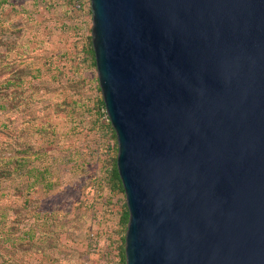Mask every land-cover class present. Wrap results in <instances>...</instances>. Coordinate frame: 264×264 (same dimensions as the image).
Wrapping results in <instances>:
<instances>
[{
	"label": "water",
	"instance_id": "water-1",
	"mask_svg": "<svg viewBox=\"0 0 264 264\" xmlns=\"http://www.w3.org/2000/svg\"><path fill=\"white\" fill-rule=\"evenodd\" d=\"M125 264H264V0H90Z\"/></svg>",
	"mask_w": 264,
	"mask_h": 264
},
{
	"label": "rangeland",
	"instance_id": "rangeland-1",
	"mask_svg": "<svg viewBox=\"0 0 264 264\" xmlns=\"http://www.w3.org/2000/svg\"><path fill=\"white\" fill-rule=\"evenodd\" d=\"M92 27L89 1L78 12L71 0H0V167L13 170L0 181V264H125ZM37 171L55 188L24 193Z\"/></svg>",
	"mask_w": 264,
	"mask_h": 264
},
{
	"label": "trees",
	"instance_id": "trees-1",
	"mask_svg": "<svg viewBox=\"0 0 264 264\" xmlns=\"http://www.w3.org/2000/svg\"><path fill=\"white\" fill-rule=\"evenodd\" d=\"M72 2V5L74 6V0H71ZM90 53L92 55H94V52H93V49L90 50ZM104 106V105H103ZM13 171V170H12ZM10 170L9 167L7 168H2L0 167V181L1 180H6V181H10L11 178L13 177V172ZM38 173L36 175H34V177L37 179V182L36 183H31L28 187H24L22 190L24 193L26 194H30L31 193V190H33V186L35 184H39V185H43L44 186V189L47 191V192H50L51 190H53L55 188V185L50 182L49 180L47 181V178H46V172H42V171H37ZM32 173L31 172H28V174L30 175ZM115 177L116 179L118 180V182L120 183V189L122 192L123 191V187L121 185V182H120V179H119V176L117 174V168H116V171H115ZM128 219H129V215H128V212L126 213V222H128ZM123 259L125 261V256H124V253H123Z\"/></svg>",
	"mask_w": 264,
	"mask_h": 264
},
{
	"label": "built area",
	"instance_id": "built-area-1",
	"mask_svg": "<svg viewBox=\"0 0 264 264\" xmlns=\"http://www.w3.org/2000/svg\"><path fill=\"white\" fill-rule=\"evenodd\" d=\"M88 1L90 2V0H74V9L78 12H83Z\"/></svg>",
	"mask_w": 264,
	"mask_h": 264
}]
</instances>
